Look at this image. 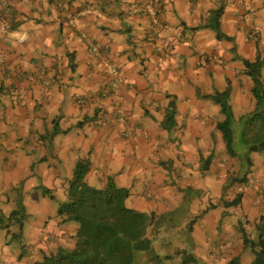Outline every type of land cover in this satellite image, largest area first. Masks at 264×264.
Here are the masks:
<instances>
[{"label":"crops","instance_id":"1","mask_svg":"<svg viewBox=\"0 0 264 264\" xmlns=\"http://www.w3.org/2000/svg\"><path fill=\"white\" fill-rule=\"evenodd\" d=\"M135 3L152 4L156 20L137 13ZM0 23L6 29L0 41V214L14 209L11 196L19 198L14 186L22 178V195L28 193L27 204L37 212L21 238L19 228L0 225V264H38L76 247L78 225L60 224L56 215L52 221L53 207L38 195L52 183L39 185L34 174L52 170L48 155L61 162L58 154L69 152L90 160L96 182L87 179L90 187L103 190L114 177L117 187L128 189V208L154 215V250L161 247L155 253L168 257L161 264H182L184 255L197 261L190 264L254 263L242 231L255 242L264 232V151L258 152L262 164L253 163L246 175L234 173L223 145L214 155L219 158L200 168L198 141L207 129L217 138L213 131L225 120L207 96L230 91L233 127L254 109L253 83L241 61L264 54V0H0ZM172 102L177 117L165 130ZM60 180L63 188L70 182ZM241 186V205L227 208Z\"/></svg>","mask_w":264,"mask_h":264},{"label":"trees","instance_id":"2","mask_svg":"<svg viewBox=\"0 0 264 264\" xmlns=\"http://www.w3.org/2000/svg\"><path fill=\"white\" fill-rule=\"evenodd\" d=\"M139 4H133L134 10L135 6ZM223 11V8L215 11L214 20L218 22ZM213 30L217 32L218 38L222 39L219 26H214ZM244 65L246 75L252 79L254 84L252 94L256 101L255 117L258 118L252 125L247 124V121L244 123L251 129H254L253 127L258 124L263 127L264 79L262 73L264 59L258 54L255 62L246 60ZM206 98L213 100L221 107L225 120L217 125V129L224 135L229 155L238 156L244 169L242 172L244 173L246 170V175H248L253 166L251 152L264 151V131L258 134V138L252 139L249 144L245 145L246 153H238L233 130L235 117L229 102L230 91L215 93ZM176 115V103L172 102L166 119L170 126H174ZM167 130H170L169 127ZM90 166V160L81 161L77 165L73 180L67 188L68 202L61 205L58 210V216L61 218L60 224L73 222L79 227L75 236L76 247L73 250L61 248L56 254L46 255L43 261L38 264H154L158 261L159 263L156 264H161L167 260L168 257L160 258L154 250V242L158 232V228L156 229L153 225L154 215L149 216L128 209L125 203L126 199L129 198V192L118 188L112 179H110L105 190L90 187L85 180ZM241 182L242 184L247 183L246 178L242 179ZM242 199L243 194L239 192L233 201H226L224 205L227 208L238 207L241 205ZM165 221L166 218L163 219L164 223ZM150 230L152 238L149 237ZM242 233L245 247L251 248L255 253L253 264H264V232L260 233L257 242L249 239L245 231ZM194 262L197 261L192 257L183 256L182 264Z\"/></svg>","mask_w":264,"mask_h":264},{"label":"rangeland","instance_id":"3","mask_svg":"<svg viewBox=\"0 0 264 264\" xmlns=\"http://www.w3.org/2000/svg\"><path fill=\"white\" fill-rule=\"evenodd\" d=\"M4 37H5V34L2 36V39ZM225 39L231 40V39H228V38H225ZM256 54L261 55V57L264 59V54L262 53L261 50L258 51V53L256 51ZM256 60H257V57L254 58V60H250V62H255ZM245 61L246 60L241 61L243 67L245 66L244 65ZM114 76L112 75L111 77H114ZM246 76H248V75H246ZM251 81H252V79H251ZM252 83H253V81H252ZM253 88H254V84H253ZM252 96H253V94H252ZM253 99H254V96H253ZM254 101H255V99H254ZM253 108L254 109H252V111L250 113H248V114L245 113L243 115L244 119H245L244 121H247V124H250V125H252V123L255 120L258 119L257 117H255L256 101H255V106ZM239 111H240V109L238 110V112ZM151 112H152V114H156V112L154 110H152ZM238 112H237V114H238ZM176 117H177V115H176ZM147 118H150V117H147ZM251 119H253V120H251ZM244 121L241 122V120H239L238 123L235 125V127H233L234 139H235V147L238 149V153H240V152L246 153L245 145L249 144L252 141V139L258 138L259 137L258 134H260L262 131H264V126L261 127L258 124V125H255L253 127L254 129H251L250 126H246ZM222 122H220V123H222ZM166 126L169 127V128L171 127L170 124H168V121H166ZM163 127H164L165 130H167L165 128V126H163ZM196 129H198V127H196ZM191 132H193V131L191 130ZM191 132H189V134ZM213 133L215 134V136H217V138L210 137L211 131L208 130V129L206 130L205 133L202 132L201 133L202 137L199 138L198 146H199V149L201 151L200 154H202V159H203V162L200 164V168L202 166H204L207 161L211 160L212 158H215L214 155H218L217 153L219 152L220 145H223L224 146V151H226L227 156L229 158H231L232 163H234V165L232 166L233 170L235 171L234 173H236L237 170H239V171L240 170L241 171L244 170L243 167H242V164H241V162H240V160L238 158V156L237 157H233V156L228 155L229 154L228 147H227V144H226V141H225V138H224V135L222 134V132L220 130H217V131H213ZM191 136H194V134L191 133ZM177 137H179V136H177ZM205 139L210 141V143H211L210 147H207L206 144L204 143ZM209 152H211V153L208 154ZM254 153H257V155L256 154L253 155V151L250 154V156L253 155L251 157L252 162L253 163H257V164H262V162H263L262 156L259 155L258 152H254ZM260 153H262V152H260ZM58 158L62 159L61 162H59L57 160V158L54 161L52 159V155H48V162L51 163L52 170L50 171L47 167L44 169L46 171V173H47V176H44V172H42L40 170H34V174L36 175V179H37L39 185H41L44 181H48V180H50L51 183H52L53 187H50L51 189H49L48 187L43 186L40 189L41 190V194H38V195H42V197H46L48 199V204L51 205V208L53 207L49 211L52 214L51 215V217L53 218L52 221H55L54 215H56L59 218L58 210H59L60 206L65 204V203H67V198H65V191L69 187L70 182L73 180L74 172L76 170L77 165L81 161L89 160L88 157L84 154V152H81L79 154H73V153L69 152L66 155H60V153H59L58 154ZM218 158L219 157H217L215 159L217 160ZM35 163L39 165V160H37ZM63 166L66 167L68 171H66V172L63 171V169H62ZM235 169H237V170H235ZM30 173H33V172L30 171ZM91 173H92V176H91ZM94 175H95V173L90 171L86 175L85 180L88 179V180L91 181V183L93 185L96 184V182L93 180L95 178ZM61 176H63L64 178L66 177V178L70 179V182L68 181L67 185L64 187L65 189L63 188L61 180H60ZM91 178H92L93 181L91 180ZM22 179L24 180V178H22ZM110 179L107 181L106 188L108 187ZM113 179H114V177H113ZM23 180L21 182H19V183H16V185L14 186L15 194H16L14 196H17V198H18V195H19V198L16 201H14L13 197L11 196V198L13 200V208L14 209L10 212V214L8 216L4 217V216H2L0 214V225L2 226V228L6 229V230L13 229L14 231H16L19 228V232H18V237L19 238H21L23 236V231L22 230L25 227V225H24L25 222H31V221H33L32 218L33 219L37 218V212L36 211H31L29 206H28V204H27V202H28V193H25L24 197L22 195V193L24 192V186H25ZM238 180H239L238 178L234 177V182L233 183H235ZM113 182H114V180H113ZM118 188H121V189H124V190L128 191L127 188H124V187L122 188L119 185H118ZM105 189H103V190H105ZM231 193L234 194V190L233 189L231 190ZM238 193H239V191H238ZM38 195L36 197H38L39 199H42V197H39ZM227 198H229V199L234 198L230 194L229 191H228V194H227ZM58 199L60 201H63L64 203L59 202ZM127 199H126L125 205L128 208ZM128 209H130V208H128ZM262 211L264 212V209ZM149 237L152 238V235H151L150 231H149ZM63 247L66 248L67 244L64 243ZM157 248L162 252V248L161 247H155L156 251H157ZM22 249H25V243L24 242H22ZM24 251L28 252L27 249H25ZM156 255H159V253L156 252ZM181 257L183 258V256H181ZM38 260H40V258Z\"/></svg>","mask_w":264,"mask_h":264},{"label":"built area","instance_id":"4","mask_svg":"<svg viewBox=\"0 0 264 264\" xmlns=\"http://www.w3.org/2000/svg\"><path fill=\"white\" fill-rule=\"evenodd\" d=\"M135 11L137 13H142V12L149 13L156 20L157 14H156V11L154 10V8L152 7V4H139V5H136L135 6ZM7 16L8 15H5V17H7ZM70 19H71L70 24L73 25V19L72 18H70ZM5 31H6V29L3 27L2 23H0V41L2 40V36L5 34ZM83 38L87 40V38L85 36ZM92 52L95 55H99L100 54V51H99V49L96 46H92ZM108 73L110 75H117L118 74V71H117V69L115 67L111 66L108 69ZM114 113L115 114H118L119 113V109H114ZM130 135H132V133H130L129 131H127L126 132V136L128 137ZM257 182L258 181H256V180H251V183H257ZM239 192L240 193H243L244 192V186H241L239 188ZM262 219L264 220V213L262 215Z\"/></svg>","mask_w":264,"mask_h":264}]
</instances>
